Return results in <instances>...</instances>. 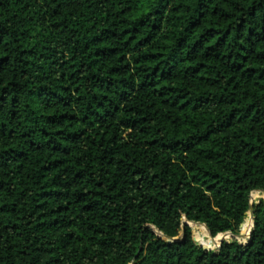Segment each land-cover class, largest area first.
I'll return each mask as SVG.
<instances>
[{
    "label": "trees",
    "instance_id": "1",
    "mask_svg": "<svg viewBox=\"0 0 264 264\" xmlns=\"http://www.w3.org/2000/svg\"><path fill=\"white\" fill-rule=\"evenodd\" d=\"M251 190L264 0H0V264H264Z\"/></svg>",
    "mask_w": 264,
    "mask_h": 264
},
{
    "label": "rangeland",
    "instance_id": "2",
    "mask_svg": "<svg viewBox=\"0 0 264 264\" xmlns=\"http://www.w3.org/2000/svg\"><path fill=\"white\" fill-rule=\"evenodd\" d=\"M264 194V192H263V190H251L250 191V202L252 203V202H256V200L257 199H259V198H261V199H263L264 200V198L262 197V195ZM193 224H195L196 225V228H198V230H200V229H202V228H200L199 226L200 225H202L201 223H193V222H189L188 223V226H189V228H190V231H191V236H192V239H193V241L195 242V243H198L197 241H196V229H194L193 228ZM205 230V229H204ZM205 232H206V234L208 235V237H210V239H216L215 240V243L213 242V244H211L210 245V247H204V248H207V249H212L214 246H215V244H216V242H217V236H218V234L217 235H215V236H210L209 234H208V232L205 230ZM235 234H242L241 233V231H240V229L235 233ZM230 237H227L226 239H229ZM232 238V237H231ZM238 239H239V237H238ZM240 240V239H239ZM202 246V245H201ZM203 247V246H202Z\"/></svg>",
    "mask_w": 264,
    "mask_h": 264
},
{
    "label": "water",
    "instance_id": "3",
    "mask_svg": "<svg viewBox=\"0 0 264 264\" xmlns=\"http://www.w3.org/2000/svg\"><path fill=\"white\" fill-rule=\"evenodd\" d=\"M249 201H250V200H249ZM248 213H249L250 216H251V224H250V227L248 228L247 232H246L244 235H243V234H232V233H230V232H228V231H224V232H222V234H224V233H228V234H229L228 237H230V238L232 237L233 239H235V240H237V241H242V240H244V239L246 238V236H247V234H248L250 228L252 227V223H253V220H252L253 217H252V213H251V209H250V207H249V209H248ZM189 222H190V221H187V220L182 219L181 224H187V225H188ZM241 224H242V223H241ZM241 224H240V226H241ZM202 225H203L204 229H205V230L208 232V234H209V231H208L207 227H206L204 224H202ZM240 226H239V228H240ZM239 228H238V230H239ZM209 235H210V234H209ZM238 237H239L240 240L238 239ZM222 239H224V238L219 237V238L217 239V242H216L215 246H214L212 249L218 247V245H219V243H220V241H221ZM225 239H226V238H225ZM197 245L200 246V247H202L200 243H197ZM202 248H204V247H202ZM204 249H207V248H204Z\"/></svg>",
    "mask_w": 264,
    "mask_h": 264
}]
</instances>
